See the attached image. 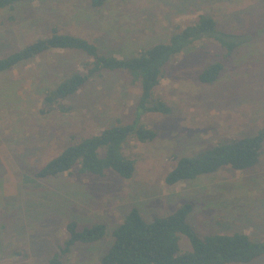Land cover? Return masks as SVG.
<instances>
[{"label":"rangeland","instance_id":"obj_1","mask_svg":"<svg viewBox=\"0 0 264 264\" xmlns=\"http://www.w3.org/2000/svg\"><path fill=\"white\" fill-rule=\"evenodd\" d=\"M203 14L212 16L219 30L248 42L213 85L199 80L226 54L213 40L195 44L168 64L153 93L170 107L168 114L137 113L140 84L110 71L66 100L67 113L42 114L47 90L85 71L90 59L81 52L57 50L0 73V264H47L73 221L80 229L105 224L109 234L96 243L76 244L63 264H99L113 245V230L132 209L153 220L187 203L193 206L188 223L200 236L241 232L264 242V148L248 171L228 167L175 186L165 181L180 158L264 129V0H109L102 9L90 0H26L0 12V59L55 28L103 54L132 57L168 42ZM137 116L156 137L145 143L131 139L124 146L125 156L135 161L131 179L112 170L83 176L78 168L72 176L36 178L68 146ZM180 245L191 249L184 236ZM247 264H264V255Z\"/></svg>","mask_w":264,"mask_h":264},{"label":"trees","instance_id":"obj_2","mask_svg":"<svg viewBox=\"0 0 264 264\" xmlns=\"http://www.w3.org/2000/svg\"><path fill=\"white\" fill-rule=\"evenodd\" d=\"M24 1L0 0V12L13 11L17 4ZM90 2L93 8L102 9L109 0ZM204 40H213L226 51L222 61L209 65L199 74L201 83L213 85L220 79L232 54L248 41L242 35L219 30L217 21L208 14L200 15L194 24L173 33L168 42L155 44L136 56L122 59L103 54L89 41L61 33L55 28L50 36L0 59V73L57 50L81 52L90 59L85 71L74 72L54 88L48 89L40 111L42 114L48 115L53 111L67 113L64 102L77 95L93 77L105 71L124 72L133 83L140 84L137 113L168 114L170 107L162 100L154 99V89L164 77L168 64ZM141 121L137 116L130 124L106 128L98 135L68 146L45 164L36 173V178H54L65 173L72 176L73 170L78 168V174L83 176L102 177L112 170L123 179H131L135 172V161L125 156L124 146L131 139L145 143L156 137V133ZM263 148L264 129L253 136L222 142L196 156L180 158L178 165L166 177V184L175 186L228 167L248 171L259 163ZM192 210L193 206L187 203L173 214L146 220L137 208L132 209L113 230V245L99 264H247L264 255V242H255L241 232L200 236L188 223ZM66 233L64 244L47 264H63L64 257L76 244L96 243L109 234L105 224L80 229L74 221L66 225ZM183 236L191 244L189 251L181 249Z\"/></svg>","mask_w":264,"mask_h":264}]
</instances>
